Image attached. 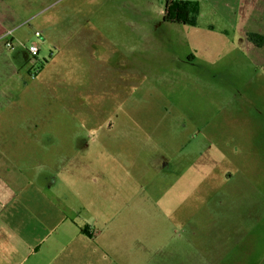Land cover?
I'll return each mask as SVG.
<instances>
[{"label":"rangeland","instance_id":"374dc122","mask_svg":"<svg viewBox=\"0 0 264 264\" xmlns=\"http://www.w3.org/2000/svg\"><path fill=\"white\" fill-rule=\"evenodd\" d=\"M165 2L11 6L0 141L79 138L114 160L108 218L88 228L105 264H264V68L210 30L208 0L196 26L165 22Z\"/></svg>","mask_w":264,"mask_h":264},{"label":"crops","instance_id":"0c3cea01","mask_svg":"<svg viewBox=\"0 0 264 264\" xmlns=\"http://www.w3.org/2000/svg\"><path fill=\"white\" fill-rule=\"evenodd\" d=\"M25 1L0 0V24L16 20L18 8L11 6ZM208 2L215 14L210 30L245 50L252 66L264 68V42L250 37L264 38V0ZM20 129L31 138L48 132L41 126ZM59 146L70 151L52 162L46 150ZM98 149L79 138L62 145L49 137L0 141V264L106 263L88 230L98 213L108 218L109 194L114 196V160L100 158Z\"/></svg>","mask_w":264,"mask_h":264},{"label":"trees","instance_id":"16d2710c","mask_svg":"<svg viewBox=\"0 0 264 264\" xmlns=\"http://www.w3.org/2000/svg\"><path fill=\"white\" fill-rule=\"evenodd\" d=\"M200 14L198 0H166L163 19L167 23L184 26H196ZM251 39L258 45H262L264 38L251 35Z\"/></svg>","mask_w":264,"mask_h":264},{"label":"built area","instance_id":"2783aa9c","mask_svg":"<svg viewBox=\"0 0 264 264\" xmlns=\"http://www.w3.org/2000/svg\"><path fill=\"white\" fill-rule=\"evenodd\" d=\"M29 53H30L32 56L36 57V56L39 54V49H38V47L35 46V45H32V46L29 48ZM36 74H37V73H36Z\"/></svg>","mask_w":264,"mask_h":264}]
</instances>
